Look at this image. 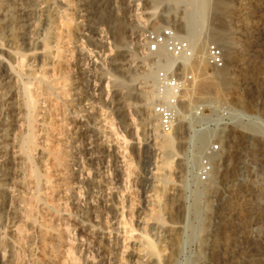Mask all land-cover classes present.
<instances>
[{"label": "rangeland", "instance_id": "374dc122", "mask_svg": "<svg viewBox=\"0 0 264 264\" xmlns=\"http://www.w3.org/2000/svg\"><path fill=\"white\" fill-rule=\"evenodd\" d=\"M65 1H53V19L35 9L33 48L0 23V67L15 76L23 115L14 123L0 110L12 144V162L0 158V264H264V0H229L230 85L201 68L210 78L199 91L211 95L195 98L192 124L179 116L173 153L153 112L166 63L155 65L145 34L172 25L186 35L190 0H70L78 14ZM211 144L220 150L202 182Z\"/></svg>", "mask_w": 264, "mask_h": 264}, {"label": "bare ground", "instance_id": "6f19581e", "mask_svg": "<svg viewBox=\"0 0 264 264\" xmlns=\"http://www.w3.org/2000/svg\"><path fill=\"white\" fill-rule=\"evenodd\" d=\"M53 1L54 0H0V23L8 22V24H9V28H10V29L8 28L9 29V35H7L9 41L13 42L16 45L18 43V40L20 39L19 36L21 35L22 36L21 37L22 39H24V38L26 39L27 45L29 47L32 46V45H34V43H36L35 42V37H34V35L36 33V29L37 28H40V27H37V25H36V22L37 21L35 22V20H34V17H33L34 11H35L36 8H41L42 13L47 14L46 15L47 17L53 19L52 18L53 15L57 16V13H58V5H57L56 2H53ZM69 1H65V7L67 9H72L73 11L76 12V14H78L80 12L79 8L78 7H74L72 5L73 2H71V1L69 2ZM63 5H64V3H63ZM228 5H229V0H190V3L188 4V8H187V12H186V18H187V31H186V35H183L182 36L180 33L179 34L182 37H184L191 44V47H192L193 50H197V52H198L197 57L194 58L193 64H191L189 62V60H187V59L183 60V63L185 65V68L187 69L189 66L190 67L192 66V68L195 70V73H196L195 74V77H197L196 75H198V78L195 79L194 82L186 88V91H185L184 95L182 96V103H181V105L179 107V116L181 115L182 118H184V119H187V117H188V119H191V116H192V120H190V123L191 124L193 122L194 117L198 115V110L202 107V105L201 106L195 105V102L197 101V100H195V98L197 96H198V98H201L202 96H204V94L205 95L206 94L207 95H211L208 91H205L204 93H202V91L205 88L203 87V90L201 88V86H203L204 84H206V83L208 84V81H209V78H210L209 75L208 74H205L206 72H203L204 74H202V75L200 74L203 71V70H201V68H203L204 65L207 64V48H208V45H209V41L212 40L215 44L219 45L223 49V51H224V57L226 56V57L230 58V60L233 57L232 48H231L230 42L228 41V35L229 34L227 35L225 23L222 21L223 18H224V16H225V14H226L227 9H228ZM101 7L99 6V8H101ZM84 9H86V8H84ZM38 10H40V9H38ZM89 10H87V11L85 10L86 13L83 16L91 19L92 16L94 15V13L91 12V11H89ZM99 10H101V9H99ZM37 13H38V11H37ZM98 13H100V11ZM40 14H41V12H40ZM210 14L212 15L213 19L217 23L214 22V23H216L214 25L215 27H213L210 30V32L207 33V35H204L203 36V30H204V27L206 25L205 19ZM51 27H53V24H52ZM5 30H6V28H5ZM41 37H42V35H41ZM1 40H3V38H0V45H2ZM9 48H11V47H9ZM32 48H33V46H32ZM42 48H43V46H42ZM44 51H46V46H45V50ZM157 54H159V59L156 61V63L154 62L155 65H159V63H161V62L164 61L166 63L165 64V67H164V69L166 71L171 70L177 64V62H179V60L176 57H174L171 53H169L164 47H161L160 51ZM9 58H11V57H9ZM45 61H48V60L46 59ZM238 63L240 64V62H238ZM227 66H228L227 63H225L224 68H222L221 70L218 71L219 74L217 75V79H216V82L217 83H220V85H221V87H222L223 90L226 89V88H228V86L230 85V82L228 80V73H227V70H225V69H227ZM118 67H119V65H118ZM200 70H201V72H200ZM35 73H37V72H35ZM18 75H17V77H18ZM15 82H16L15 81V76L11 72H4L2 70V68L0 67V110L2 112L5 111V113L7 112L8 114H10L11 121L14 122V123L20 121L21 120V117L23 116L22 115L21 107L19 105L20 103L19 104L16 103L17 102L16 101V98H18V96L16 97V94H15V91H16L14 89V87H15L14 86L15 85L14 83ZM210 84L213 85L214 83H210ZM21 86H23V85H21ZM199 87L202 90L201 92L199 91ZM211 90H213V89H211ZM214 90H215V87H214ZM198 91H199V93H198ZM26 92H27L28 95H30V93H31L29 88L27 89ZM220 93H221V90H220ZM220 93L217 92V94H213L214 97H211V96L208 97V102L209 103H213L217 98L219 99V96L218 95ZM158 96L159 97H157V98L165 100V99L168 98L169 93L168 92L161 93L158 90ZM19 97H20V95H19ZM33 102H35V101L33 100ZM33 102L32 101H29L28 104L31 105V104H33ZM215 103H217V102H215ZM153 104H154V101H151L149 104H147V109H148V106L152 107ZM35 109L36 108H34V110ZM185 110H187V111H185ZM24 113H26V112H24ZM28 122H31V118L28 119ZM3 123H4V121H3ZM7 123L5 121L4 127L2 125H0L1 128L3 127V129L0 132L1 133L0 134V158L3 159V161L5 163L6 162H9V159H10L9 158V154H10L9 153V149H11V146H12V144H10V140H11V138H10V136H11L10 133L11 132H10V128H9L10 125L7 124ZM180 123L181 122L179 121V118H178L177 125L174 128V130L171 133L166 134V135H168L167 136L168 138L165 139V140H162V142H161V145L160 146L162 147V149L166 150L167 152L173 153L175 151V138H174V136L176 135L175 133H177V132H175V130H177V129L179 131L181 130L182 126H181ZM27 136H28V134H27ZM13 137H14V135H13ZM198 140H199V146H198V150L197 151H199L198 153H200V152H202L204 150L206 144H208L210 142V134L209 133L200 134L199 137H198ZM29 141H31V140H29ZM98 141H99V139H98ZM180 142L182 143V139H180ZM251 142L252 141H250V139H249L248 140V143L251 144ZM13 146H14V144H13ZM90 147H91V144H90ZM13 148H15V147H13ZM92 148H94V146L91 147V149ZM96 151H97V149H96ZM97 154L98 153H96L95 151H92V156L93 155L94 156H97ZM214 154H216V153H212L211 155H214ZM13 155H14V153H13ZM197 156H199V155H197ZM210 157H209V160L211 161V158ZM13 158H15V156ZM194 160H195V162H198L199 157H195ZM10 161L12 162L11 159H10ZM4 177H5V175L3 173H0V186H1V182L4 180ZM2 185H3V183H2ZM10 259H9V262L11 261Z\"/></svg>", "mask_w": 264, "mask_h": 264}, {"label": "built area", "instance_id": "2783aa9c", "mask_svg": "<svg viewBox=\"0 0 264 264\" xmlns=\"http://www.w3.org/2000/svg\"><path fill=\"white\" fill-rule=\"evenodd\" d=\"M147 48L150 53L156 54L164 47L169 53L176 57L179 62L169 71L162 70L159 73L158 90L161 93L168 92L167 99H160L153 108V112L158 119L159 129L163 134L171 133L177 125L179 118V107L182 103V96L186 88L195 80V72L186 69L183 60H193L195 57L191 44L182 37L176 27L172 25L162 26L157 29L149 30L145 34ZM207 65L208 72H216L224 68L225 57L223 49L215 44L210 43L207 48ZM206 110L202 109L199 114L200 120L207 124ZM216 116H223L228 119L222 111L216 110ZM220 146L211 144L208 152L204 156L199 172V179L202 182L208 180L212 171L209 157L212 153H218Z\"/></svg>", "mask_w": 264, "mask_h": 264}]
</instances>
